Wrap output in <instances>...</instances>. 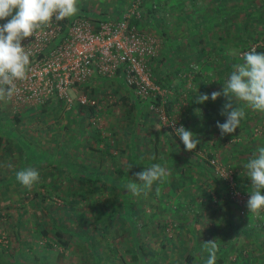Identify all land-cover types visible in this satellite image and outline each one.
<instances>
[{"label": "rangeland", "instance_id": "1", "mask_svg": "<svg viewBox=\"0 0 264 264\" xmlns=\"http://www.w3.org/2000/svg\"><path fill=\"white\" fill-rule=\"evenodd\" d=\"M194 1H186L187 10L193 6L200 14L211 15L221 7L230 12L225 17L213 15L210 27L204 26L208 20H202L198 32L190 30V15L181 19L180 9L167 7L159 12L166 19L160 25L162 31L147 29L156 39L152 59L163 61L160 67H150L158 88L150 89L146 96L137 95L118 73H96L81 87L94 100L91 114L76 100L70 106L64 99L49 105L0 101V264H142V259L145 264H183L187 252L194 254L190 264H206L208 253L203 244L209 240L220 247L217 257L221 264H264V211L256 215L247 208L242 212L232 207L226 201L225 188L226 177L232 174L237 188L247 180L250 188L246 193L253 191L244 165L264 145V113H250L252 110L240 102L245 117L235 133L222 137L217 121H226L221 115L226 98L222 95L215 101L195 102L196 95L206 93L203 86L209 97L221 91L233 65L243 63V54L257 42L264 43V33L257 42L237 37L239 27L245 34L260 28L255 17L248 19L246 27L243 20L247 10L254 11L263 0H246L247 7L243 6L245 0ZM118 2L77 0V8L114 12ZM6 22L0 20V25ZM174 41L181 45L177 50ZM193 63L198 70L191 73H199L202 84L195 81L194 74L185 80L179 75L181 68L189 69ZM157 93L161 98L156 104L153 98ZM169 97L174 99L170 109L162 104ZM233 106L237 105L233 102ZM197 108L202 110L200 115ZM14 113L21 114L17 123L12 121ZM158 121L162 131L170 127L174 133L173 124L183 125L205 144L186 151L168 133L161 135L155 148L151 126ZM199 129L205 132L197 134ZM96 131L103 138L99 145L112 146L111 154L96 149ZM24 145H31L44 157L35 161L21 149ZM48 157H52L50 161ZM67 160L97 169L100 191L78 198L69 194L68 176L75 170ZM130 164L131 172L122 175L119 168L125 170ZM152 164L166 167L170 176L139 196L128 192L124 180L135 179L136 172ZM29 166L40 174L30 190L16 179V173ZM52 183L58 186L52 187ZM72 183L76 189L77 180ZM208 195L216 201H212L215 211L199 206V199ZM55 225L68 228L62 233L67 245L57 240ZM42 228L51 240L39 233ZM81 231L92 236L84 240ZM47 241L51 243L48 247ZM136 251L139 256L134 259L132 252Z\"/></svg>", "mask_w": 264, "mask_h": 264}, {"label": "built area", "instance_id": "2", "mask_svg": "<svg viewBox=\"0 0 264 264\" xmlns=\"http://www.w3.org/2000/svg\"><path fill=\"white\" fill-rule=\"evenodd\" d=\"M129 15L103 17L78 11L66 21H56L53 17L49 24L41 25L33 36L22 41L30 54V64L26 79L16 81L17 91L7 101L49 105L64 99L69 106L73 100L93 105L94 100L81 87L96 73L100 76L118 73L137 95L146 96L150 89H157L147 62L155 55L156 39L148 31L129 26L124 18ZM194 68L187 76H192ZM216 170L224 174L218 166ZM226 178L227 195L244 212L250 194L236 187L232 174Z\"/></svg>", "mask_w": 264, "mask_h": 264}, {"label": "clouds", "instance_id": "3", "mask_svg": "<svg viewBox=\"0 0 264 264\" xmlns=\"http://www.w3.org/2000/svg\"><path fill=\"white\" fill-rule=\"evenodd\" d=\"M78 12L77 0H0V20H7L0 25V101L11 100L16 93V81L26 79L29 56L22 46V41L34 35L41 25L49 24L53 17L56 21L72 17ZM10 17V19H8ZM243 63L234 64L233 71L223 83L221 91L210 94H198L196 103L215 101L224 96L226 102L221 115L226 121H217V128L223 137L233 134L240 126L246 112L238 106L240 102L252 111L264 113V53L255 48L243 54ZM195 67V66H194ZM233 102L237 106H233ZM197 115L202 110L195 109ZM175 134L180 138L186 151H193L200 144V139L183 125L175 127ZM132 164L129 165V170ZM247 177L251 180V191L246 207L249 213L259 215L264 211V147H260L244 165ZM170 176L166 167L152 164L143 171L135 173V179L125 184V189L135 196L151 190L156 182H163ZM39 171L26 167L16 173L17 181L29 190L39 180ZM203 250L208 253L206 264H216L218 244L215 240L204 242Z\"/></svg>", "mask_w": 264, "mask_h": 264}, {"label": "trees", "instance_id": "4", "mask_svg": "<svg viewBox=\"0 0 264 264\" xmlns=\"http://www.w3.org/2000/svg\"><path fill=\"white\" fill-rule=\"evenodd\" d=\"M118 1L119 2L116 4V6H114V12L102 11V10L94 12V11H89L87 9H81V11L83 13H85V14L101 15L103 17L104 16H114V17H118V18H121L124 15V13L125 14L126 13H130L129 16H125L124 17V18L127 19L129 26H134L139 31H148V29H147L148 27H154L155 29H157L160 32L162 31L160 25L162 23L165 24L166 23V19H164L163 15L162 14L160 15L159 12H162L167 7H171V9L172 8L173 9L174 8L180 9V11L182 13V16H181L182 20H184L188 15H190V16H188V25L191 27L190 30H194V32H198V26L200 25V23L202 25L203 21H205V20H208L209 23L206 24V22H204L205 23L204 26L205 27H210L211 26L210 20L212 19L213 15H215V17H219V16L225 17L230 12V11H226L223 8L220 7V8L213 9L214 11H212V12L214 14L212 13L211 15H203V14H200L198 12L197 8H195V7L193 8V6L191 7L192 10H187L186 9V1L187 0H118ZM191 1L193 2V4H195L194 0H191ZM210 1H212V0H210ZM247 2L245 0L243 6L247 7L249 5ZM262 3L263 4L260 7H255L254 11L252 10V8H249L247 10V12L245 13L247 19L243 20L244 21L243 24L245 25V26L243 25V27H246V25L248 23V19L252 18V17H253L252 19H254V17H255L257 22L260 21L259 23H261V25H260L261 29L258 28V27L257 28H251L250 32L245 34L243 31H241V27L238 26L239 27L238 30H240L239 32L237 30L238 39H247V40L252 39L254 42L255 41L257 42L259 39H261L260 35H262L264 33V17H263L264 0H263ZM131 8H134V10L131 11ZM234 8H236V7H234ZM193 10H195V11H193ZM195 12H196V14H195ZM68 18H65L64 20H62V22L66 21ZM148 32H150V31H148ZM253 32H255V33H253ZM150 33L153 34L152 32H150ZM172 45H173V49L174 50H177V48L179 46H181L175 41L173 42ZM254 48L256 49L257 52L264 53V43L260 44V42H257L255 44ZM153 56H150V58L147 60L149 66L150 67L152 66V68L154 66L160 67V63H162L161 61H163V60L162 59H158L155 62L152 59ZM167 57H168V54H166L164 58H167ZM192 65H196V64L193 63ZM190 67H189V69L188 68H185V69L181 68V70H179V75H180L181 79L185 80L188 77L187 76V72L191 69ZM197 70L198 69H196L194 71V73ZM196 74H197V77H195ZM196 74H194V76H193L195 78V81L202 84V79L200 78L199 73H196ZM198 75H199L200 79L198 78ZM165 76H166V79H168L169 78L168 77L169 73H166ZM203 91L206 92V94H208L207 93L208 92V88L206 86H203ZM160 98H161V96L159 95V93L155 94V96L153 98L154 103H156V104L159 103L160 102ZM163 101L164 102H162V104H166V108H168V109H170L172 107V105H174L173 97H169L167 100L165 99ZM79 105H80L82 110H85L86 108H88L91 111L90 114L93 113L94 105H90V106L89 105H85V104H79ZM250 113H253V111H251ZM20 119H21V114H19V113H14L13 114L12 121L17 123L18 121H20ZM139 121H140V119L137 120V125H138ZM202 126H204V124L201 125V127ZM1 129L2 128H1V125H0V131H1ZM168 129H169V131H162L161 130L160 121H158L157 123L155 122L151 126V133H152L151 135H152V140H153V142L155 144V148L158 146L157 143L159 142V139H160L161 135L162 134L163 135H167L168 133L169 134L171 133V135L174 137V139H176V141H178L179 143H181L183 145V143L180 141V138L178 136H176L174 131L172 129H170V127H168ZM201 132H205V130L199 129L197 131V134L201 133ZM1 137L2 136L0 135V142H1ZM94 139L96 141L95 147H96V149L99 150V152H101V154H103V153L111 154L112 153V150H111L112 146L109 143H105L104 146L99 145L100 142L103 140V138L100 136V132H98V131L95 132ZM200 144H205V141L201 140ZM263 147H264V145H263ZM21 149L25 150L27 154H32L31 158L35 159V161H38L39 159L44 157V156L38 155L36 153L38 151H34L35 149H34V147H31V145H29V146L28 145H24V147H22ZM51 158L48 157L47 160L50 161ZM68 163H69V166L75 170V171H71L70 175L68 176V182H70V183L67 184V189L66 190L68 191L69 194L73 193L78 198L79 196H82V195H93L94 193L100 191L101 187L99 185V180L101 179V177H100L99 173L97 172V169H92V170L88 169L87 166H85V165H83L81 163H77L76 161L75 162L68 161ZM62 166L63 165H61L59 168L63 169ZM131 169L129 170V166L125 170H121L119 168V172L122 175L124 173L127 176L131 172ZM74 173L79 174V175H76ZM74 178L78 182L76 187H75L76 189H74L72 187V185L74 184L72 182L75 180ZM124 181L125 182H123V186L125 187V184L127 182H126V180H124ZM51 186L52 187H57L58 184L52 183ZM225 188H226V193L228 194V185L227 186L225 185ZM249 188H250V185H249V182L247 180H244L242 185L238 187V189H240L242 192H246ZM227 194H226V201L232 207L239 208L238 204L235 201H233L232 199H230ZM43 197H46V195H43ZM214 200L215 199H213L211 197V195H208V196H205L204 198L199 199L198 203H199V206L201 208L202 207H206V208L210 209L211 211H215V208L213 207L215 204L212 203V201H214ZM214 202H216V201H214ZM110 213H111V211L107 212V214H110ZM83 220H86V221L88 220L87 217H85V215H84ZM55 226H57V230H56L57 235H58L57 236V240H59L62 244L67 245V238H64L62 236V233L64 234V231H67L68 228L66 226L65 227L58 226V225H55ZM39 233H42L43 236L48 237V240L50 239V237L48 236V232L46 231L45 228L40 229ZM80 235L83 237L84 240H86L87 237H91L92 236L90 233H86V232H82V231L80 232ZM224 237H225V235L219 237V239H218L219 242L223 241ZM50 244L51 243L49 241H47V243H46L47 247L50 246ZM218 248L220 250V247H218ZM241 251L242 250L240 249L239 250V254L241 253ZM138 256H139V252L138 251L132 252V258L137 259ZM193 261H194V254L192 252H187V254L184 257L183 264H190ZM236 262L237 261H235V264H236ZM141 263L145 264L143 259L141 260ZM216 264H221V257H217Z\"/></svg>", "mask_w": 264, "mask_h": 264}, {"label": "crops", "instance_id": "5", "mask_svg": "<svg viewBox=\"0 0 264 264\" xmlns=\"http://www.w3.org/2000/svg\"><path fill=\"white\" fill-rule=\"evenodd\" d=\"M5 109V107H2V110H4Z\"/></svg>", "mask_w": 264, "mask_h": 264}]
</instances>
